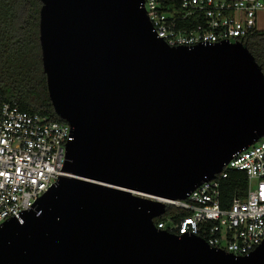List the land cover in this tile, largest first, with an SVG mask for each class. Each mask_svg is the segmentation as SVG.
<instances>
[{
	"label": "water",
	"instance_id": "obj_1",
	"mask_svg": "<svg viewBox=\"0 0 264 264\" xmlns=\"http://www.w3.org/2000/svg\"><path fill=\"white\" fill-rule=\"evenodd\" d=\"M55 113L72 127L64 171L0 226V264H264L160 230L184 200L264 137V73L246 44L169 46L144 0H39Z\"/></svg>",
	"mask_w": 264,
	"mask_h": 264
},
{
	"label": "built area",
	"instance_id": "obj_2",
	"mask_svg": "<svg viewBox=\"0 0 264 264\" xmlns=\"http://www.w3.org/2000/svg\"><path fill=\"white\" fill-rule=\"evenodd\" d=\"M158 38L169 46L243 42L261 29L264 0H144ZM244 43V42H243ZM72 127L28 112L17 102H0V226L35 210L37 201L66 176L67 145ZM231 171L248 181L246 198L222 205V185ZM189 212L155 219L158 229L198 236L211 248L247 256L264 241V137L236 153L215 179L198 186L184 200L149 197ZM158 221V222H156Z\"/></svg>",
	"mask_w": 264,
	"mask_h": 264
},
{
	"label": "trees",
	"instance_id": "obj_3",
	"mask_svg": "<svg viewBox=\"0 0 264 264\" xmlns=\"http://www.w3.org/2000/svg\"><path fill=\"white\" fill-rule=\"evenodd\" d=\"M41 8L39 0H0V102H17L24 111L65 122L49 98L40 43ZM243 42L264 73V30ZM247 193L244 173L231 171L222 185L223 207L228 208L236 196L246 198ZM167 214L180 217L189 212L168 208Z\"/></svg>",
	"mask_w": 264,
	"mask_h": 264
},
{
	"label": "rangeland",
	"instance_id": "obj_4",
	"mask_svg": "<svg viewBox=\"0 0 264 264\" xmlns=\"http://www.w3.org/2000/svg\"><path fill=\"white\" fill-rule=\"evenodd\" d=\"M260 17H261V18L264 17V11H262ZM258 27H259L260 29H263V30H264V23H261V22L259 23V22H258Z\"/></svg>",
	"mask_w": 264,
	"mask_h": 264
},
{
	"label": "crops",
	"instance_id": "obj_5",
	"mask_svg": "<svg viewBox=\"0 0 264 264\" xmlns=\"http://www.w3.org/2000/svg\"><path fill=\"white\" fill-rule=\"evenodd\" d=\"M261 13H262V11H261L260 14H259L258 22H259V23H260V22H261V23H264V17H263V18L260 17ZM261 30H263V29H261Z\"/></svg>",
	"mask_w": 264,
	"mask_h": 264
}]
</instances>
